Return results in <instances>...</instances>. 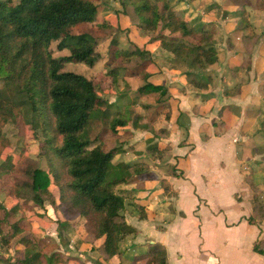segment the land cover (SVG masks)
<instances>
[{
  "label": "crops",
  "instance_id": "crops-1",
  "mask_svg": "<svg viewBox=\"0 0 264 264\" xmlns=\"http://www.w3.org/2000/svg\"><path fill=\"white\" fill-rule=\"evenodd\" d=\"M244 1L169 0L197 35H205L202 44L218 50V63L199 70L177 60L162 41V36L179 34L162 27L146 34L114 18V10L106 14L104 20L122 25L123 49H130L122 43L127 33L137 36L132 49L152 50L148 80L169 88L171 98L153 126L162 137L132 126L116 136L110 131L118 142L113 146L105 131L109 148L122 147L114 165L149 167L144 182L117 188L126 199L123 214L134 232L122 239L121 256L106 260L84 241L86 220L71 219L69 247L60 244L62 228L57 238H50L71 264H151L149 253L157 245L166 253L165 264H264V212L255 209L258 203L264 208V8L256 0ZM253 34L254 40L249 39ZM136 78L141 82L134 88L132 106L148 122L155 117L159 94L139 97L145 82ZM100 91L109 104L129 96L111 91L108 100ZM152 96L154 101L142 102L144 110L136 107ZM149 147L164 150L153 154ZM12 202L7 208L17 203ZM41 213L58 221L51 206Z\"/></svg>",
  "mask_w": 264,
  "mask_h": 264
},
{
  "label": "trees",
  "instance_id": "trees-1",
  "mask_svg": "<svg viewBox=\"0 0 264 264\" xmlns=\"http://www.w3.org/2000/svg\"><path fill=\"white\" fill-rule=\"evenodd\" d=\"M120 4L116 17L132 29L154 34L162 27L171 35L179 34L180 37L162 36V41L190 69H207L218 63V50L202 44L205 35H197L190 23L173 11L169 0H120ZM98 12L92 0H0V160L5 163L0 171L11 165L14 173L24 160L25 149L19 148L22 139L18 132L22 120L40 139V154L48 164V169L27 166L28 180L15 184L13 196L17 203L12 208L0 202V264H71L70 257L51 249L52 239L47 242L24 232L26 213L38 209L46 212L47 206L59 216L57 229L71 228V219L84 218V241L106 260L121 256L122 239L134 232L123 214L126 199L117 188L144 182L149 167L140 163L114 165L113 159L122 147L109 148L103 135L108 126L114 136L133 126L162 137L153 126L169 104L170 89L148 80L146 66L152 50L123 49L122 25L110 20L98 24V30L111 39L110 65L120 61L123 67L113 68L108 74L115 81L119 71L141 76L145 83L138 96L159 94L155 117L147 122L133 109L132 102L123 104L124 97L109 104L102 98L95 77L63 71L67 62L84 63L90 69L97 65L100 39L86 33L71 35L70 29L94 23ZM254 37L253 34L249 39ZM53 43H57L59 51L68 49L69 56L55 58ZM100 108L104 111L98 120L95 115ZM98 121L104 122L105 130L100 133L91 127ZM158 149L148 148L153 154L163 153L164 149ZM255 209L264 212L259 203ZM43 215L46 213L39 217ZM145 216L141 213L142 218ZM31 223L36 224L33 220ZM7 225L11 232L5 235ZM16 239L12 263L1 249L9 248ZM149 254L151 264L166 263V253L160 245L153 246Z\"/></svg>",
  "mask_w": 264,
  "mask_h": 264
},
{
  "label": "rangeland",
  "instance_id": "rangeland-1",
  "mask_svg": "<svg viewBox=\"0 0 264 264\" xmlns=\"http://www.w3.org/2000/svg\"><path fill=\"white\" fill-rule=\"evenodd\" d=\"M18 0H15L17 2ZM95 4L99 6V12L97 15V19L94 23H82L73 26L70 29L71 35H80V34H90L94 38H99V46L98 51L101 54V57L95 66V68L90 69L88 68L84 63H74V62H67L64 64L63 71L64 72H70V73H76L80 75H86L88 77H95L97 84L100 85V89L103 91V96L106 98H111L114 91L116 94H122L126 91V93H129V96L124 97V103L129 104L131 103L132 99L135 102L136 95L134 92L135 89H138L139 83L141 82L139 79H137V76L130 75V72L127 71H119L118 75L116 76L117 80L115 81L112 76L108 74L109 70L117 67H123L122 63L120 61L114 62L112 65H110L112 56L109 54V46L111 39H106L104 34L98 30V24H100L104 18H106V14H112L110 11H113L115 14L113 17H116V9L122 8L120 5V0H92ZM242 2V1H240ZM244 2H248L244 1ZM251 3V2H250ZM255 4H257L259 7L264 8V0H256L254 1ZM243 5V4H242ZM109 16V15H107ZM105 21V20H104ZM122 43L124 47H129L130 49L133 48L134 45L130 44L131 41H134L136 37L129 36V34L124 33L122 34ZM192 41V40H191ZM128 50V49H126ZM51 51L55 58H63L66 56H69L70 52L68 49H64L62 51L57 50V43H53L51 45ZM199 70V69H198ZM135 77V78H132ZM135 88V89H134ZM121 89H124L121 91ZM136 89V90H137ZM134 90V91H133ZM101 93V91H100ZM155 97H151L150 99H145V101H137L136 107L139 108V110H144V106L142 102H146L147 100L154 101ZM148 102V101H147ZM101 109H98L96 112L95 118L101 119L102 113ZM91 127H96L95 132L100 131L104 128V122H96V124H92ZM108 133L109 135L106 136L109 139H112L110 133V128L108 126ZM90 131V129H89ZM18 132L20 134V138L22 139L21 144H19V148L25 149V156L22 164L17 167L16 172H11V165H5V169L0 171V202L4 204L6 207L11 206L13 204L12 201H17L15 197L13 196V190L16 183H20L23 181L28 180L27 175L25 174V170L27 166L29 165H35L36 167L44 166L45 169H48L47 161H42V156L40 154V139L37 137V134L31 129V127L26 126L24 124V121L22 120L19 124ZM114 139V138H113ZM111 142H113V146H115L118 142H116L114 139ZM8 153H13L12 150H9ZM35 163V164H33ZM4 161L0 160V167L4 165ZM186 168V167H185ZM12 208V207H11ZM40 211L35 210L34 212H27L26 216L27 219L32 217L30 221H26L24 224V232L25 234L32 233L37 236V238H40L41 236H44L45 241L51 242L50 238L52 235L55 237L57 234H59V229H57V221L48 217L46 214L44 218H40L37 212ZM43 213H41L42 215ZM36 217H39V219L34 220ZM35 221L36 224H32L31 221ZM30 222V223H29ZM38 228V230H36ZM40 228V229H39ZM11 232V229L9 226H5V235H8ZM71 232V228H62L61 235L63 236L60 244L64 245L63 248L65 249V246H68V240L70 239L69 233ZM57 238V237H56ZM19 239H16L13 241L11 246L9 248L4 247L1 249L2 254L10 260L12 263H15L14 258V246L17 243ZM58 248V246H56ZM56 247L52 246L51 249H56Z\"/></svg>",
  "mask_w": 264,
  "mask_h": 264
}]
</instances>
